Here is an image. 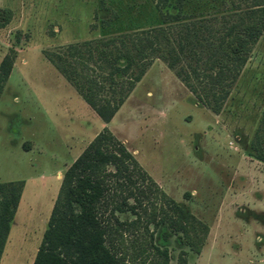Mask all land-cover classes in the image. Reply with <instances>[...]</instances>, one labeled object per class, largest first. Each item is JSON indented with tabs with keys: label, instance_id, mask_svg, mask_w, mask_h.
Wrapping results in <instances>:
<instances>
[{
	"label": "rangeland",
	"instance_id": "374dc122",
	"mask_svg": "<svg viewBox=\"0 0 264 264\" xmlns=\"http://www.w3.org/2000/svg\"><path fill=\"white\" fill-rule=\"evenodd\" d=\"M182 1L181 13L190 19L248 8L254 0ZM166 11H176L169 1L0 0V62L6 54L12 59L8 76L0 74V264H32L64 171L104 126L169 196L209 225L198 254L172 232L169 264H177L181 248L190 264H264V160L250 146L264 109V30L241 69L216 86L228 91L218 112L196 96L208 89L206 82L192 76L190 86L153 57L105 122L61 70L92 74L107 94L110 66L100 49L121 47L122 39L137 43V31L154 27L165 30L171 49L178 35ZM188 62L196 63L187 55L180 64L189 69ZM117 173L104 189L105 217L116 187L117 201L129 190L142 204L152 199L129 163ZM126 213L115 215L133 216Z\"/></svg>",
	"mask_w": 264,
	"mask_h": 264
},
{
	"label": "trees",
	"instance_id": "16d2710c",
	"mask_svg": "<svg viewBox=\"0 0 264 264\" xmlns=\"http://www.w3.org/2000/svg\"><path fill=\"white\" fill-rule=\"evenodd\" d=\"M157 1H169L176 9L164 13L165 20H174L171 26L176 28L178 35L176 47L171 45L168 49L165 43L172 41L162 27H154L137 31V43L133 39L132 43L122 39L121 47L100 49L102 58L110 66L107 94L101 93L104 85L92 74L72 75L61 66L81 97L105 122L110 121L123 104L153 57L174 68L190 86L192 76L206 82L208 89L196 96L212 111L218 112L228 91H217L216 86L225 84L227 73L241 69L264 30V0H254L248 8H231L190 19H185L181 13L182 0ZM110 41L105 40L104 44L108 46ZM187 55L196 61L195 64L187 63L189 69L180 64ZM201 62L205 68H200ZM11 66L12 59L6 54L0 62L2 78L8 76ZM114 141L117 145L112 148ZM250 146L252 154L264 160V109L261 125ZM128 163L137 170L143 182L147 181L146 189L152 199L142 204V197L129 190L128 195L117 201L112 197L118 192L116 187L113 195L108 196L113 206L110 215L105 217L101 208L106 182ZM110 164L115 167L114 171L108 167ZM123 185L117 182V186ZM130 196L133 197L131 202ZM162 203L168 204L173 214L163 212ZM128 211L133 216L120 218L115 215V212ZM172 232L178 243L198 254L207 238L209 225L169 196L141 167L126 145L104 126L64 171L48 227L32 264H169L168 243ZM3 242L2 238L0 252ZM176 261L177 264H190L186 249L179 250Z\"/></svg>",
	"mask_w": 264,
	"mask_h": 264
}]
</instances>
